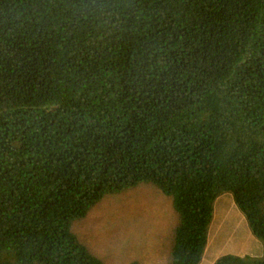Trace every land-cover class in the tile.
Here are the masks:
<instances>
[{
  "label": "trees",
  "instance_id": "1",
  "mask_svg": "<svg viewBox=\"0 0 264 264\" xmlns=\"http://www.w3.org/2000/svg\"><path fill=\"white\" fill-rule=\"evenodd\" d=\"M141 184L170 264L224 194L264 247V0H0V264H101L72 224Z\"/></svg>",
  "mask_w": 264,
  "mask_h": 264
},
{
  "label": "rangeland",
  "instance_id": "2",
  "mask_svg": "<svg viewBox=\"0 0 264 264\" xmlns=\"http://www.w3.org/2000/svg\"><path fill=\"white\" fill-rule=\"evenodd\" d=\"M178 215L151 184L105 196L71 231L101 264H170Z\"/></svg>",
  "mask_w": 264,
  "mask_h": 264
},
{
  "label": "crops",
  "instance_id": "3",
  "mask_svg": "<svg viewBox=\"0 0 264 264\" xmlns=\"http://www.w3.org/2000/svg\"><path fill=\"white\" fill-rule=\"evenodd\" d=\"M264 247L251 232L248 223L230 194L221 195L213 205L207 244L199 264H215L225 256L261 259Z\"/></svg>",
  "mask_w": 264,
  "mask_h": 264
}]
</instances>
